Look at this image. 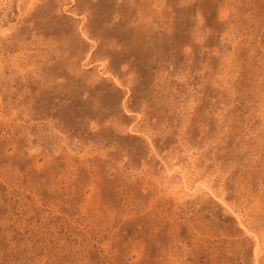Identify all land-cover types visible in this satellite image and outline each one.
<instances>
[{
	"label": "rangeland",
	"instance_id": "1",
	"mask_svg": "<svg viewBox=\"0 0 264 264\" xmlns=\"http://www.w3.org/2000/svg\"><path fill=\"white\" fill-rule=\"evenodd\" d=\"M0 264H264V0H0Z\"/></svg>",
	"mask_w": 264,
	"mask_h": 264
},
{
	"label": "bare ground",
	"instance_id": "2",
	"mask_svg": "<svg viewBox=\"0 0 264 264\" xmlns=\"http://www.w3.org/2000/svg\"><path fill=\"white\" fill-rule=\"evenodd\" d=\"M186 174V173H185ZM183 178H184V181L185 182H188V180L186 179L187 178V176H185V175H183ZM187 184V183H186ZM190 188V187H189ZM247 231H249V230H247ZM251 233V232H250Z\"/></svg>",
	"mask_w": 264,
	"mask_h": 264
}]
</instances>
